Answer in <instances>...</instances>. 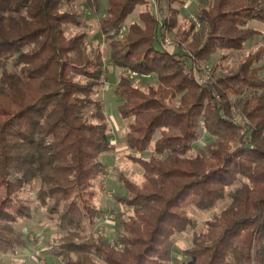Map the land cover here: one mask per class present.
Listing matches in <instances>:
<instances>
[{
    "label": "trees",
    "instance_id": "obj_1",
    "mask_svg": "<svg viewBox=\"0 0 264 264\" xmlns=\"http://www.w3.org/2000/svg\"><path fill=\"white\" fill-rule=\"evenodd\" d=\"M74 1L0 0V253L22 245L10 225L33 218L21 193L34 182L48 217L68 228L54 248L64 264H161L171 238L192 225L187 207L209 209L239 181L183 251L185 264H264V44L233 67L222 63L261 35L249 23L264 24V0H209L187 28L177 23L186 0H154L169 12L161 19L151 0H107L100 15L98 0H84L122 69L114 93L128 120L125 144L150 151L127 155L141 181L117 174L124 192L114 200L131 213L118 217L113 242L85 229L103 212L93 203L107 175L99 155L114 145L96 97L102 53L86 50L85 32H65L79 23L63 9ZM175 28L165 46L162 30ZM214 56V80L199 84L200 63ZM134 76L155 83L142 87ZM201 128L211 141L190 155Z\"/></svg>",
    "mask_w": 264,
    "mask_h": 264
},
{
    "label": "rangeland",
    "instance_id": "obj_2",
    "mask_svg": "<svg viewBox=\"0 0 264 264\" xmlns=\"http://www.w3.org/2000/svg\"><path fill=\"white\" fill-rule=\"evenodd\" d=\"M99 1L98 14H103L106 8L107 0ZM153 1V2H152ZM153 4V10L157 17L167 18L169 12L165 5H160L154 0H151ZM209 0H186L183 6L180 8V14L178 16V25L185 28L195 21L196 12L200 6L207 4ZM175 6V5H174ZM144 6L137 7L133 13H131L122 29H125V25L132 20H137L138 12L143 9ZM63 9L73 10L79 14L78 24H68L65 32L67 35H74L76 33L85 32V48L92 52L95 49H99L104 59L106 76L105 80L100 87L97 88L96 97H98L105 109L106 120L112 132V139L114 148H118L115 152L114 149L108 152H104L99 155V160L106 165L107 175L102 179L101 185H97V195L93 199V203L100 208L103 212L92 227L87 223L85 229L104 236L111 240H115L117 236L116 222L118 217L124 218L131 213V209L117 203L114 200V194H121L124 192L121 182L117 178L118 172L125 173L130 179L135 182L141 181V168L138 164L132 162L128 158V154H134L137 156L148 157L149 152L138 153L131 151L125 144V132L127 130V119H124L117 110V104L119 103L118 96L114 93L115 83L121 72V68H118L109 60L107 41L104 40L102 35L98 31V20L97 17L84 5V0H75L74 2L63 5ZM253 21H250L249 26ZM259 26V24H258ZM262 28L261 35L255 37L249 41L245 48L240 51H231L228 57L222 61L224 65L233 67L237 61L249 51H253L259 44H264V25H260ZM175 31L172 32L162 30L170 41L165 46H171L172 40H175ZM182 47L187 49L186 43H182ZM214 56L210 61L206 63H200L199 71L197 75H202L204 72L209 74V81L214 80V74L212 73ZM146 81L154 84L155 79L150 77L144 79L142 77L134 76L133 82L145 87ZM240 119V118H237ZM211 141V136L207 134L202 128L200 129L199 138L193 143V148L189 152L190 155H195L198 152H202L205 145ZM124 146L123 148H121ZM152 146V144H151ZM241 182L237 181L233 186L226 189V196L216 202V204L206 210L198 209L194 206L187 207L188 215L192 220L190 225L184 232L178 233L171 238V241L167 247L165 254L161 257V264H185L186 256L183 251L189 247L192 243L193 238L199 233L205 230L206 221L217 215L229 202V193L239 186ZM38 185L34 182L30 187L21 193L25 198L27 204H31L33 211V218L30 220H20L16 224L10 225L13 232L19 235L22 240V245L17 247L15 253H0V264H64V258L62 255H56L54 248L59 243V238L66 233L67 227L61 226L55 218L48 217L45 208L42 207L36 197V189ZM4 190V186L0 187V191ZM107 215V219L104 216Z\"/></svg>",
    "mask_w": 264,
    "mask_h": 264
},
{
    "label": "built area",
    "instance_id": "obj_3",
    "mask_svg": "<svg viewBox=\"0 0 264 264\" xmlns=\"http://www.w3.org/2000/svg\"><path fill=\"white\" fill-rule=\"evenodd\" d=\"M197 25H198V24H197ZM163 43H164L165 45H167V44L170 43V41L168 40V38H167L165 35L163 36ZM131 75H136V72L132 71V72H131ZM209 78H210V76H209V74H207L206 72H204V74H202V75H197V76H196V80H197V82H198L199 84H204V83L209 82ZM113 141H114V140L111 139V142H113ZM104 218L107 219V215H105Z\"/></svg>",
    "mask_w": 264,
    "mask_h": 264
},
{
    "label": "crops",
    "instance_id": "obj_4",
    "mask_svg": "<svg viewBox=\"0 0 264 264\" xmlns=\"http://www.w3.org/2000/svg\"><path fill=\"white\" fill-rule=\"evenodd\" d=\"M253 21V23H251V25H253L254 27L253 28H256V29H258V30H260V31H262V28H261V26L260 25H264L263 23H261L260 21H257V20H252ZM258 24H259V26H258ZM124 146H122L121 148H123ZM118 149V148H117ZM117 149L116 148H114V151L116 152L117 151Z\"/></svg>",
    "mask_w": 264,
    "mask_h": 264
}]
</instances>
